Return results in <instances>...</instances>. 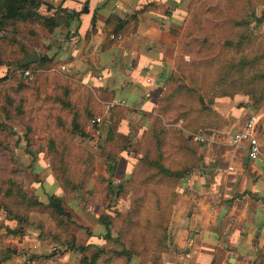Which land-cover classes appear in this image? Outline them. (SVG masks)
I'll return each mask as SVG.
<instances>
[{"label":"rangeland","instance_id":"obj_1","mask_svg":"<svg viewBox=\"0 0 264 264\" xmlns=\"http://www.w3.org/2000/svg\"><path fill=\"white\" fill-rule=\"evenodd\" d=\"M260 15L255 23L252 18ZM35 24L16 22L0 35V259L16 239L26 245L33 264H81L97 249L103 254L94 264H161L178 180L159 175L148 161L161 154L160 162L170 169L192 165L198 146L193 136L202 132L198 127L208 115L200 110V99L251 91L256 104L264 105L258 77L264 74V0H188L175 32L172 69L147 116L127 105L107 118L101 108L107 92L72 85L55 63L30 67L32 80L12 73L10 63L24 51L44 55L41 40L50 33ZM240 59L252 66L241 78L236 68L228 84L218 82L222 66ZM253 75L258 78L250 82ZM59 98L68 105L61 106ZM95 116L99 123L87 129L86 121ZM9 183H19L42 205L49 195L58 197L66 224L58 227L55 213L44 206L28 208L6 195ZM102 214L112 219L110 238L97 220ZM121 250L128 255L112 253Z\"/></svg>","mask_w":264,"mask_h":264},{"label":"crops","instance_id":"obj_2","mask_svg":"<svg viewBox=\"0 0 264 264\" xmlns=\"http://www.w3.org/2000/svg\"><path fill=\"white\" fill-rule=\"evenodd\" d=\"M187 1L43 0L37 13L57 21L41 40L44 55L64 66L61 73L72 85L107 92V101L124 100L102 110L107 118L116 107L127 105L147 116L178 52L175 32ZM114 33L119 39L111 38ZM209 109L199 126L202 132L193 137L208 135L211 143L198 142L192 168L176 184L168 248L160 262L264 264V159H249L244 149L232 160L228 146L247 115L259 111L255 134L264 150V105L237 91L215 98ZM13 242L0 264H33L26 245Z\"/></svg>","mask_w":264,"mask_h":264},{"label":"trees","instance_id":"obj_3","mask_svg":"<svg viewBox=\"0 0 264 264\" xmlns=\"http://www.w3.org/2000/svg\"><path fill=\"white\" fill-rule=\"evenodd\" d=\"M42 3H43V0H0V29L4 28V30L2 29L3 31L0 32V35L4 34L3 32H5V30L8 29L7 27L9 25L14 24L16 22L17 23L35 22L36 23L35 25L37 28H40L41 30L44 29V31L51 33L53 28L57 25V21L54 17H45V16H42V15L37 13V9L39 8V6ZM262 17H263V15H260L259 17H255L252 19L254 20L255 23H259ZM247 24H248V22H243L241 25H247ZM113 36L114 37L117 36V33H114ZM113 40H115V38H113ZM239 42H240V40L237 41L238 45H239ZM226 43H228V46H230V47H233L235 45L237 46V44L233 43V42H226ZM32 54H36L38 56L37 61L34 63H29L24 67H18V69H31L30 67H34V68L44 67L43 66L44 64H45V66H47L49 63H51L50 59H48L46 57V55H41L36 50L34 51V53H31V54H28L27 52L24 51L23 55L20 59L10 63L13 65L11 72L14 73L13 68L21 60H23L26 55H32ZM250 64H252V61L244 60V59H240L235 63H233V62L226 63L224 66H222V69L220 70L218 82L220 80L224 79L223 83L228 84L226 81L227 76H229V73L231 71L236 70V68L238 71H235V72L239 73L238 78L239 77L241 78V76H240L241 71H243V69L246 67H251L252 65H250ZM0 66H1V61H0ZM16 74H18L20 77H22L21 74H19V73H16ZM253 76H254L253 79L250 78V82L255 81L256 78L259 77V79H262V81H260V82L264 86V74L258 75V77H257V75H253ZM32 78H33V74H32L31 79H27V80H32ZM23 79H25V78H23ZM237 79L230 78L228 80L233 81V83H235ZM240 84H241V82H240ZM261 88H263V87L260 86L259 89H261ZM62 90L64 93H67V92L69 93L70 88L68 86H63ZM191 92L193 93V91H191ZM244 93L248 94L254 103L257 102L258 99L254 98L251 91H245ZM229 95H230V93L227 94V93H223V92L219 93L217 95H212L213 98L210 99L209 101H206L205 103H203L202 100L200 99V103H199V104H201L200 110L202 112H206V113L211 112L209 109V106L214 102L215 98L221 97V96H229ZM58 97H56V98H58ZM47 99H51V97L48 96ZM58 100L60 102V98ZM60 104H61V106L62 105L67 106L68 102L67 101H61ZM188 124L185 123V126H188ZM74 128H76V125H74ZM107 133L111 135V130L108 129ZM183 143H185V140H183ZM160 145L161 144L159 143V140L156 138L155 142H154L155 148H158ZM52 146H53V141L51 139H48V147H52ZM161 156L162 155L159 154L157 157V160H149L148 164H150L155 169V171L163 177L173 178V179H176V181H177L181 177H183L187 172H189L190 169L192 168V165H190V166L185 167L184 169H181V168L170 169L169 167L164 166L160 162ZM138 159L139 158L136 157V160H138ZM140 161L142 162V159H139V162ZM109 186H111V185H109ZM4 193L6 195H14V196L18 197L19 198L18 203L22 204L23 206L28 207V208L44 206L46 209L52 210V212L55 213V218H57V221H58L57 222L58 227L64 226L66 224L65 223L66 220L64 219V217L66 218V216H67L66 211L63 210L61 200L58 197H56L55 195H49L48 199H47L48 200L47 203L45 205L44 204L42 205L40 201H37L33 196L28 195L19 183H9V185L6 188V190L4 191ZM97 220L105 229V237L110 238L111 237L110 236V228H111V220H112L111 217H109L108 215L102 214L97 218ZM8 232L11 233L12 231H8ZM70 239H73L72 236H69L67 240H70ZM63 243L66 244V242H64V241H63ZM112 253L115 256H123L124 254L128 255V252L126 250H121L119 252L112 251ZM102 254H103V250L97 249V251L95 253H93L88 260L84 259L83 261H81V264H94L95 261ZM152 264H156L155 261Z\"/></svg>","mask_w":264,"mask_h":264},{"label":"built area","instance_id":"obj_4","mask_svg":"<svg viewBox=\"0 0 264 264\" xmlns=\"http://www.w3.org/2000/svg\"><path fill=\"white\" fill-rule=\"evenodd\" d=\"M111 38L119 39V36H111ZM60 70H64V66H59ZM14 73H19L25 79H31L32 72L30 69H18V67L13 68ZM148 81V79H146ZM124 104V100L122 99H112L109 101L102 102L101 108L103 111H109L114 108L116 105ZM261 117V113L259 111H253L247 115L244 120L242 126L238 131L232 134L228 139V146L230 147V158L235 160L239 151H246V156L249 159H256L261 157L264 159V150H262L258 144L256 139V125ZM100 121L99 116L89 118L85 127L87 129L91 128L93 125L98 124ZM194 140L197 142L210 144L211 138L208 135H196ZM231 169V167H229Z\"/></svg>","mask_w":264,"mask_h":264},{"label":"water","instance_id":"obj_5","mask_svg":"<svg viewBox=\"0 0 264 264\" xmlns=\"http://www.w3.org/2000/svg\"><path fill=\"white\" fill-rule=\"evenodd\" d=\"M38 59V56L36 54L32 55H26L23 60H21L18 64L15 65V67H24L29 63H34Z\"/></svg>","mask_w":264,"mask_h":264}]
</instances>
